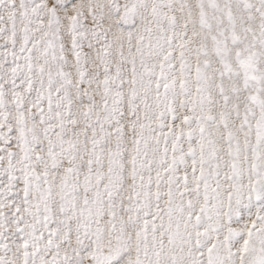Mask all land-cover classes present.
Wrapping results in <instances>:
<instances>
[{
    "label": "snow or ice",
    "instance_id": "snow-or-ice-1",
    "mask_svg": "<svg viewBox=\"0 0 264 264\" xmlns=\"http://www.w3.org/2000/svg\"><path fill=\"white\" fill-rule=\"evenodd\" d=\"M0 264H264V0H0Z\"/></svg>",
    "mask_w": 264,
    "mask_h": 264
}]
</instances>
